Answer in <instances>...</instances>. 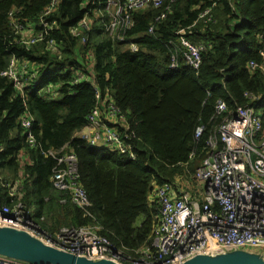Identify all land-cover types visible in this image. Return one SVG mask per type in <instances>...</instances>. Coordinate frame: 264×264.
<instances>
[{
    "label": "trees",
    "instance_id": "16d2710c",
    "mask_svg": "<svg viewBox=\"0 0 264 264\" xmlns=\"http://www.w3.org/2000/svg\"><path fill=\"white\" fill-rule=\"evenodd\" d=\"M51 1L0 0V177L5 182L17 178L21 157H25L23 200L28 205L34 200L40 206V215L46 216L51 230L90 224L92 218L82 210L59 203L51 181L55 160L46 157L41 147L59 153L74 151L92 212L96 216L100 209L104 217L102 233L129 251L138 249L152 241L159 220L155 204L149 206L153 181H173L178 172L170 168L191 161L193 170L201 165L208 155L207 141L222 120L216 115L217 101L224 100L229 109L249 105L264 111V76L248 68L250 60H261L264 0H175L168 2L169 10L134 11V25L120 32L125 41L109 35L105 25L109 17L105 22L100 14L97 17L99 10L91 1L60 0L49 18L57 24L49 37L60 47L59 54L45 42L20 43L9 18L15 10L22 23H35ZM208 8L212 21L199 19L200 12ZM164 10L166 16L155 22ZM86 14L92 29L84 46L71 30ZM181 28H189L188 41L205 47L199 69L182 58L176 33ZM40 30L36 25L34 31ZM131 43L139 49L132 51ZM175 53L180 58L173 69ZM13 55L39 76L35 86L30 83L24 93L1 74ZM79 70L93 74L103 94L110 92L128 115L140 137L137 159L91 147L77 136L96 105L94 85L74 82ZM48 86L57 88L56 98L46 93ZM246 92L259 99L246 97ZM26 113L35 121L39 145L34 148L21 123ZM202 125L206 129L196 138ZM1 183L0 196H5ZM141 215L144 219L137 224Z\"/></svg>",
    "mask_w": 264,
    "mask_h": 264
},
{
    "label": "built area",
    "instance_id": "2783aa9c",
    "mask_svg": "<svg viewBox=\"0 0 264 264\" xmlns=\"http://www.w3.org/2000/svg\"><path fill=\"white\" fill-rule=\"evenodd\" d=\"M59 1L52 0L43 10L38 24L41 30L32 34L28 33L27 24L16 19L17 11L9 13L11 27L20 36V43L31 46L45 42L48 49L60 53L55 39L49 37V31L57 25L50 22V14ZM89 1L99 10L101 20L109 17V22L105 24L109 35L125 41L120 32L134 25L132 12L161 8L169 10L168 2L175 0ZM165 10L155 18V22L166 16ZM212 18L210 8L199 14V19L212 21ZM155 22L149 26L150 33L154 31ZM91 29V20L86 14L71 32L86 46ZM188 29L181 28L176 32L182 43L181 55L189 66L199 69L205 47L186 39ZM129 48L132 51L139 49L135 43H131ZM179 58L177 53L171 57V68L178 67ZM248 68L264 76V46L261 60H250ZM28 69L27 62L20 65L16 55H13L7 69L1 74L11 79L15 88L24 93L30 83L35 86L39 80L37 72ZM85 81L95 87L96 105L88 115L86 127L77 136L91 147L108 148L137 159L140 137L128 115L110 92L103 94L93 74L79 70L74 82ZM45 91L53 98L58 96L55 86H48ZM245 96L259 99L248 92ZM216 115L222 120L217 133L207 141V157L195 170V178L204 183L202 199L195 198L176 181L157 185L153 191L159 220L150 243L129 251L103 234V225L93 214V203L81 182L78 155L74 151L59 153L42 147L41 152L55 160L51 181L58 193L59 203L72 204L82 210L85 217L92 218V222L83 226H61L54 230L45 228L43 223H47L46 216L40 215L37 219L23 200L25 185L5 182L0 177L2 187L7 191V195L0 196V227L10 226L27 231L47 245L78 256L94 260L109 258L121 264H180L195 255L234 249L264 254V111L249 105L229 109L226 102L220 99L216 104ZM21 123L28 144L37 147L39 141L34 132V118L26 113ZM205 129V125L199 126L196 138H200ZM193 158L192 153L190 159ZM0 264L30 263L0 255Z\"/></svg>",
    "mask_w": 264,
    "mask_h": 264
},
{
    "label": "water",
    "instance_id": "95a60500",
    "mask_svg": "<svg viewBox=\"0 0 264 264\" xmlns=\"http://www.w3.org/2000/svg\"><path fill=\"white\" fill-rule=\"evenodd\" d=\"M0 255L30 264H121L109 258L89 259L45 244L27 231L0 227ZM180 264H264V254L244 249L195 255Z\"/></svg>",
    "mask_w": 264,
    "mask_h": 264
},
{
    "label": "rangeland",
    "instance_id": "374dc122",
    "mask_svg": "<svg viewBox=\"0 0 264 264\" xmlns=\"http://www.w3.org/2000/svg\"><path fill=\"white\" fill-rule=\"evenodd\" d=\"M97 17H99V13L97 14ZM25 163V158L21 157V164L22 167H20V171H19V175L17 178L10 180L12 183H19L22 185V179H24V168L23 165ZM193 165L194 162L191 161L190 164H183V165H179L173 168H170L169 170L172 172H178L173 181L179 182L181 184V186L183 187L184 190H188L190 191L192 194H194V197L197 199H202V191L204 188V183L202 181H198L195 178V170H193ZM2 178V177H1ZM157 185H159L156 181H153L152 183V190L149 192V206L152 208L153 204H154V189L157 187ZM25 189V188H24ZM29 207L32 209L34 216L39 219L40 216V206L38 204H36V202L34 200L31 201ZM97 220L98 222L101 224L104 221V217L101 214L100 209H97ZM144 219L143 215H141V217L138 219L137 224L142 222ZM43 226L45 228H48L50 225L49 223H43Z\"/></svg>",
    "mask_w": 264,
    "mask_h": 264
},
{
    "label": "crops",
    "instance_id": "0c3cea01",
    "mask_svg": "<svg viewBox=\"0 0 264 264\" xmlns=\"http://www.w3.org/2000/svg\"><path fill=\"white\" fill-rule=\"evenodd\" d=\"M40 23V20H38L37 22H28L27 23V26H28V33L29 34H32L33 32H34V30H35V26L36 25H38ZM91 65H92V63H91ZM22 158H25V157H22Z\"/></svg>",
    "mask_w": 264,
    "mask_h": 264
}]
</instances>
